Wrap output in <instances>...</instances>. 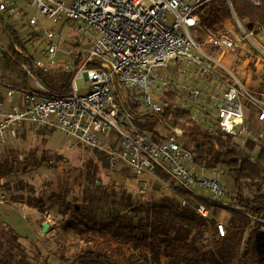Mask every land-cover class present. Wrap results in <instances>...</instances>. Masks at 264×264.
Returning a JSON list of instances; mask_svg holds the SVG:
<instances>
[{"label": "built area", "instance_id": "1", "mask_svg": "<svg viewBox=\"0 0 264 264\" xmlns=\"http://www.w3.org/2000/svg\"><path fill=\"white\" fill-rule=\"evenodd\" d=\"M208 1L0 0V17L5 21L24 11L27 27L41 24L49 65L56 64L60 52L65 53L70 58L63 70L74 72L68 95L51 93L33 76L36 87L6 90L10 106L0 108V150L32 126L56 128L76 142L123 157L136 175L161 172L192 197L204 190L213 201L227 206L217 169L206 171L195 165L187 148L188 128L166 121L167 104L159 101L168 91L175 93L172 100L189 114L188 126L211 135L250 142L243 108L246 100L257 111L256 121L264 124V100L252 96L220 60L198 45L194 32L202 27L199 9ZM226 3L232 29L238 33L210 36L208 43L233 52L244 39L264 52V28H250L249 21L235 12L232 0ZM29 7L35 15H30ZM63 30L79 40L68 39ZM66 43L72 47L67 51ZM35 67L48 72L41 60H35ZM162 71L168 74L159 78ZM78 79L84 80V91L78 90ZM211 102L214 112L207 109ZM154 117L159 123L153 131L137 126L138 120ZM112 144L122 147L121 155ZM197 205L198 215L209 219L206 203Z\"/></svg>", "mask_w": 264, "mask_h": 264}, {"label": "rangeland", "instance_id": "2", "mask_svg": "<svg viewBox=\"0 0 264 264\" xmlns=\"http://www.w3.org/2000/svg\"><path fill=\"white\" fill-rule=\"evenodd\" d=\"M225 1L210 0L202 5L199 9L201 24L202 18L209 17L212 11H224ZM28 10L30 15L36 14L33 7ZM26 18L27 14L20 11L18 16L6 20V23L18 32L28 54L48 66V73L63 70L70 57L60 52L56 64L49 65L44 51L48 45L44 30L41 24L27 27ZM42 20L50 25L45 17ZM232 25L231 18L215 29L202 26L194 35L203 52L220 60L252 96L264 100V52L244 39L233 52L214 48L208 43L210 36L228 35L231 30L238 33ZM63 32L68 39L79 40L69 31ZM255 42L260 46L257 40ZM63 47L66 51L72 48L68 43ZM219 72L220 69L216 71L217 74ZM167 74V71H162L158 77ZM206 80L211 81L210 77ZM36 85L35 79L26 77L7 61L0 47V98L8 101L6 105L5 99L1 100L0 108L10 106L8 88L22 92ZM77 87L79 91H84V80L78 79ZM212 89L216 97V87ZM175 96L168 91L159 96V101L168 104ZM209 107L214 112L216 107L212 102ZM243 108L247 130L251 134L247 139L264 149V124L256 122L257 111L249 101L243 102ZM169 122L175 126L182 125L188 131L193 128L188 126V122ZM237 140L243 145L247 143L245 139ZM112 148L122 154V147L118 144H112ZM0 151V258L6 261H17L25 256L30 264H79L86 251L96 248L81 240L72 228L71 222L75 217L103 222L120 215L136 224L157 201H170L193 210L198 203H206L210 210L212 233L185 225L190 231V239L205 250L213 240L233 241L239 233L247 240L253 231L264 233V213L250 210L234 199L236 187L226 168L218 170L217 177L227 194V206L223 201H213L204 190H198V196L192 197L161 172L136 175L123 157L76 142L56 128L32 126ZM210 173L206 172V175ZM255 194L256 191L250 193L245 190L242 196L253 200ZM162 218L171 221L166 216ZM45 224L48 225L47 232H43ZM152 258L144 263L169 264Z\"/></svg>", "mask_w": 264, "mask_h": 264}, {"label": "trees", "instance_id": "3", "mask_svg": "<svg viewBox=\"0 0 264 264\" xmlns=\"http://www.w3.org/2000/svg\"><path fill=\"white\" fill-rule=\"evenodd\" d=\"M232 3L240 19L249 21L250 28H264V0H232ZM231 18L226 5L224 11H212L209 17H203L202 26L215 29ZM0 47L7 61L26 77H35L51 93H70L74 72L60 70L48 73L35 67V58L28 54L18 32L1 17ZM163 117L174 124L187 123L189 120V114L175 107L173 100L168 101ZM136 123L141 130L153 131L159 118L138 120ZM188 134L187 148L191 151L195 165L206 171L226 168L236 187L234 199L250 210L264 213V149L252 142L243 145L230 135H211L197 127L189 129ZM245 190L250 193L256 191L253 200L243 198ZM71 225L81 240L96 248L86 251L79 264H145L150 257L165 260L169 264H264L263 232L253 231L247 240L239 233L233 241L230 239L232 243L223 239L213 240L205 250L190 239V231L185 225L212 233L209 219L199 216L196 210L170 201L154 202L148 214L136 224L119 215L103 222L78 216ZM0 264L30 262L24 256L13 262L0 258Z\"/></svg>", "mask_w": 264, "mask_h": 264}, {"label": "crops", "instance_id": "4", "mask_svg": "<svg viewBox=\"0 0 264 264\" xmlns=\"http://www.w3.org/2000/svg\"><path fill=\"white\" fill-rule=\"evenodd\" d=\"M208 91L210 92V89H208ZM5 99V98H4ZM3 98H0V101L1 100H4ZM4 102H5V104L7 105L8 104V101L5 99L4 100ZM207 109H208V111H210V112H212V110H210V107L209 106H207ZM214 111V110H213ZM213 114V113H212ZM257 122V121H256ZM258 123V122H257ZM260 124V123H259ZM218 170H221V169H217V171ZM228 173V172H227ZM233 183H234V181H232Z\"/></svg>", "mask_w": 264, "mask_h": 264}, {"label": "water", "instance_id": "5", "mask_svg": "<svg viewBox=\"0 0 264 264\" xmlns=\"http://www.w3.org/2000/svg\"><path fill=\"white\" fill-rule=\"evenodd\" d=\"M38 82H39L40 85L44 86L43 83H42L41 81L38 80ZM44 87H45V86H44ZM47 230H48V225L45 224V225H44L43 232H47Z\"/></svg>", "mask_w": 264, "mask_h": 264}]
</instances>
